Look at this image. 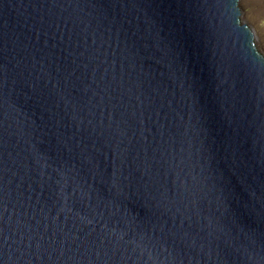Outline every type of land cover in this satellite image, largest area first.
<instances>
[{
	"label": "water",
	"instance_id": "1",
	"mask_svg": "<svg viewBox=\"0 0 264 264\" xmlns=\"http://www.w3.org/2000/svg\"><path fill=\"white\" fill-rule=\"evenodd\" d=\"M262 56L240 0H0L9 264H264Z\"/></svg>",
	"mask_w": 264,
	"mask_h": 264
},
{
	"label": "snow or ice",
	"instance_id": "2",
	"mask_svg": "<svg viewBox=\"0 0 264 264\" xmlns=\"http://www.w3.org/2000/svg\"><path fill=\"white\" fill-rule=\"evenodd\" d=\"M264 50V49H262ZM229 67L238 68L243 66L244 68H249L246 65H242L238 61H234L232 58L228 60ZM251 68L255 69V66ZM5 69L3 66H0V73H3ZM57 71H62L65 73V79H70L73 73V69H71L70 65H65L61 68H58ZM3 77L0 76V86H2ZM256 79L259 81L258 88L256 90V94L254 96L245 95V103H254L261 114H264V56L260 58V67L257 73ZM242 84L245 90H247L250 86H255V81L252 79L250 74L244 76L242 80ZM55 88L56 85L54 84ZM0 100H2V95H0ZM261 132L264 133V125L261 126ZM91 223V222H89ZM245 234L252 245H256L259 247L261 252H264V227L260 229L252 228L245 226ZM143 234H141L142 236ZM122 238V236H121ZM9 237L7 236V230L2 221H0V264H9V257L6 255L5 248L7 246ZM248 259H253V256L250 254Z\"/></svg>",
	"mask_w": 264,
	"mask_h": 264
},
{
	"label": "rangeland",
	"instance_id": "3",
	"mask_svg": "<svg viewBox=\"0 0 264 264\" xmlns=\"http://www.w3.org/2000/svg\"><path fill=\"white\" fill-rule=\"evenodd\" d=\"M242 19L253 27L256 43L264 54V0H240Z\"/></svg>",
	"mask_w": 264,
	"mask_h": 264
}]
</instances>
